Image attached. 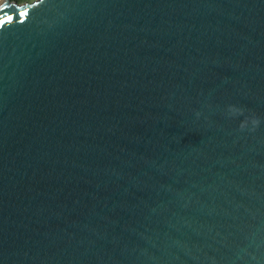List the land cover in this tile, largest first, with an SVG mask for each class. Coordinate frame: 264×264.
Returning <instances> with one entry per match:
<instances>
[{"label":"water","instance_id":"95a60500","mask_svg":"<svg viewBox=\"0 0 264 264\" xmlns=\"http://www.w3.org/2000/svg\"><path fill=\"white\" fill-rule=\"evenodd\" d=\"M0 264H264V0L0 4Z\"/></svg>","mask_w":264,"mask_h":264},{"label":"rangeland","instance_id":"374dc122","mask_svg":"<svg viewBox=\"0 0 264 264\" xmlns=\"http://www.w3.org/2000/svg\"><path fill=\"white\" fill-rule=\"evenodd\" d=\"M19 2L32 1V0H18Z\"/></svg>","mask_w":264,"mask_h":264},{"label":"bare ground","instance_id":"6f19581e","mask_svg":"<svg viewBox=\"0 0 264 264\" xmlns=\"http://www.w3.org/2000/svg\"><path fill=\"white\" fill-rule=\"evenodd\" d=\"M5 3V0H0V4H4Z\"/></svg>","mask_w":264,"mask_h":264},{"label":"snow or ice","instance_id":"6c2138e0","mask_svg":"<svg viewBox=\"0 0 264 264\" xmlns=\"http://www.w3.org/2000/svg\"><path fill=\"white\" fill-rule=\"evenodd\" d=\"M23 15V14H22Z\"/></svg>","mask_w":264,"mask_h":264}]
</instances>
